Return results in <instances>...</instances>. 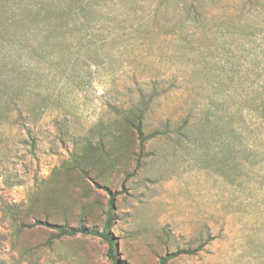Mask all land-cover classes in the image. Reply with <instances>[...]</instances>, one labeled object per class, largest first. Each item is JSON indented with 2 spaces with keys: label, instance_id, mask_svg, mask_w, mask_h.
<instances>
[{
  "label": "rangeland",
  "instance_id": "374dc122",
  "mask_svg": "<svg viewBox=\"0 0 264 264\" xmlns=\"http://www.w3.org/2000/svg\"><path fill=\"white\" fill-rule=\"evenodd\" d=\"M109 192L124 264H264V0H0V264H112L26 228Z\"/></svg>",
  "mask_w": 264,
  "mask_h": 264
},
{
  "label": "trees",
  "instance_id": "16d2710c",
  "mask_svg": "<svg viewBox=\"0 0 264 264\" xmlns=\"http://www.w3.org/2000/svg\"><path fill=\"white\" fill-rule=\"evenodd\" d=\"M144 116H145V114L141 111H132L123 117V121L127 125H129L130 127L134 128L136 133L138 134V136L140 138L141 151L143 150L144 143H146L149 139L154 138L156 136V133H152L149 136L144 135V132H143ZM140 166H141V160L138 159L136 169L131 175H133ZM83 174L85 176L89 177V173L87 171H83ZM131 175L127 176L126 180H128V178ZM109 194L111 197L109 200V209H108V213H107L108 219H107L106 225L104 226V228L102 230L91 229V228H88L87 226H84V225H81L79 227H70L68 225L51 224L48 221L42 222L39 220H35V222L33 224L27 225L26 228L53 230V231H56V237L57 238L72 237V236H76V235L101 238L108 245V258L111 261V263L112 264H124L122 259L118 256L117 247H116L114 238H113L112 233H111V228L113 226V220H114L113 213L115 211L116 195L112 194L111 192H109ZM176 256H177V253L172 254V255H166L161 260V264H167V262L170 259H172Z\"/></svg>",
  "mask_w": 264,
  "mask_h": 264
}]
</instances>
